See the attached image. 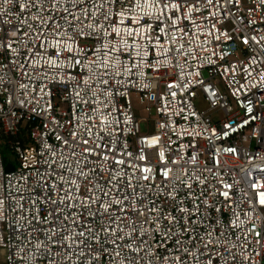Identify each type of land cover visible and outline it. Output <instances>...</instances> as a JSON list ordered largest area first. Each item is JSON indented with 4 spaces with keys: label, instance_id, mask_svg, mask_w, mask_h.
<instances>
[{
    "label": "built area",
    "instance_id": "built-area-1",
    "mask_svg": "<svg viewBox=\"0 0 264 264\" xmlns=\"http://www.w3.org/2000/svg\"><path fill=\"white\" fill-rule=\"evenodd\" d=\"M0 140L6 264H264V0H0Z\"/></svg>",
    "mask_w": 264,
    "mask_h": 264
},
{
    "label": "rangeland",
    "instance_id": "rangeland-1",
    "mask_svg": "<svg viewBox=\"0 0 264 264\" xmlns=\"http://www.w3.org/2000/svg\"><path fill=\"white\" fill-rule=\"evenodd\" d=\"M132 105L137 118L141 120V133L142 134H147L149 132L152 134L155 133V120L157 119L155 115V111L153 110L152 117H149L145 113L144 108L139 104L138 99L135 96H132ZM196 106L199 110L207 109V105L202 100L197 101ZM213 118L215 121L219 120L218 116L216 115L213 116ZM0 155H2V157L6 162L11 161L17 167V163H15L13 159V154L9 151V149L6 148V146L1 140H0ZM0 264H6L5 253L3 252L2 249H0Z\"/></svg>",
    "mask_w": 264,
    "mask_h": 264
},
{
    "label": "water",
    "instance_id": "water-1",
    "mask_svg": "<svg viewBox=\"0 0 264 264\" xmlns=\"http://www.w3.org/2000/svg\"><path fill=\"white\" fill-rule=\"evenodd\" d=\"M14 170V168L12 167V166H10V165H8L7 167H6V171L7 172H11V171H13Z\"/></svg>",
    "mask_w": 264,
    "mask_h": 264
}]
</instances>
